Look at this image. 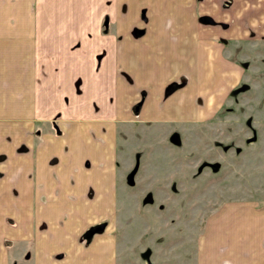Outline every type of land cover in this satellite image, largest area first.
<instances>
[{
    "label": "crops",
    "instance_id": "obj_1",
    "mask_svg": "<svg viewBox=\"0 0 264 264\" xmlns=\"http://www.w3.org/2000/svg\"><path fill=\"white\" fill-rule=\"evenodd\" d=\"M223 1L0 0V264H114L111 227L89 229L137 188L118 162L143 135L198 130L264 90V24L198 22L224 19ZM258 206L226 204L205 258L264 264Z\"/></svg>",
    "mask_w": 264,
    "mask_h": 264
},
{
    "label": "rangeland",
    "instance_id": "obj_2",
    "mask_svg": "<svg viewBox=\"0 0 264 264\" xmlns=\"http://www.w3.org/2000/svg\"><path fill=\"white\" fill-rule=\"evenodd\" d=\"M241 10V18L236 17ZM222 15L226 17L203 14L198 22L230 32L237 25L247 28L248 18L261 25L264 0H224ZM103 25H108L107 19ZM259 47L264 53V46ZM183 85H169L166 94ZM259 94L264 95V90L251 91L252 97L245 91L241 108L219 115L198 130H175L169 136L167 131H156L161 137L159 144L156 133L153 138L143 135L145 146L118 162L120 168L124 163L129 169L120 181L137 188L127 199L119 198L110 221L89 229L92 237L108 235L111 227L114 264H216V258H205L202 250L207 240H201L207 237L211 223L209 231L216 234L218 212L226 204L241 201L264 207V97ZM140 106L141 102L133 107L135 119ZM256 125H261L260 129ZM136 135L134 130L120 134L133 144ZM29 258L28 252L21 261Z\"/></svg>",
    "mask_w": 264,
    "mask_h": 264
},
{
    "label": "trees",
    "instance_id": "obj_3",
    "mask_svg": "<svg viewBox=\"0 0 264 264\" xmlns=\"http://www.w3.org/2000/svg\"><path fill=\"white\" fill-rule=\"evenodd\" d=\"M171 91V88L170 89H168V92H170Z\"/></svg>",
    "mask_w": 264,
    "mask_h": 264
}]
</instances>
